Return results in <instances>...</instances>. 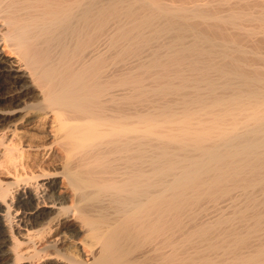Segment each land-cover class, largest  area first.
I'll return each instance as SVG.
<instances>
[{
	"label": "bare ground",
	"instance_id": "6f19581e",
	"mask_svg": "<svg viewBox=\"0 0 264 264\" xmlns=\"http://www.w3.org/2000/svg\"><path fill=\"white\" fill-rule=\"evenodd\" d=\"M177 1L0 0V264H264V0Z\"/></svg>",
	"mask_w": 264,
	"mask_h": 264
},
{
	"label": "rangeland",
	"instance_id": "374dc122",
	"mask_svg": "<svg viewBox=\"0 0 264 264\" xmlns=\"http://www.w3.org/2000/svg\"><path fill=\"white\" fill-rule=\"evenodd\" d=\"M163 1L164 2H169V3L172 2V4H179L180 3V2L178 3L177 0H176L177 2H175V0H166V1L163 0ZM232 1L233 0H229V2H232ZM236 1H238V0H234V3L235 4H236ZM255 1L256 2L259 1V3H261L263 0H255ZM255 1L254 2L252 1V2L253 3H256ZM199 3L200 4H206L204 2H202V3L199 2ZM234 3H229L228 5L231 6V7L232 6L234 7V5H231V4H234ZM253 3L251 5H253ZM262 3H261L262 4L261 7L264 8V2H262ZM218 4H220V3H218ZM220 5H221L220 6L221 8L220 7L219 8L218 7L216 8V6H215L217 12H219V13L221 12L220 14L224 15L225 12H227L225 9H227L229 11L230 7L228 5H225V4H223V5L220 4ZM227 6L229 7V9L227 8ZM0 51H2V47L1 46H0ZM2 92H4V89L3 88L0 89V93H2ZM34 102H36V101H34V100H29L28 101V103H30V104H35ZM44 128H45V130H44ZM36 129L37 130H29L27 132L24 129H19V133H18L19 135L14 138L15 140L13 139L14 140V143H17V144L20 143L21 147L23 146V149L26 150L25 151V158H24L23 162L20 161V158H19L18 163H17V168H18L17 170H18V173L20 172L19 174L21 175V178H24L26 176L25 173L28 174V175H30L31 172L33 171L35 173L37 172V174H38L41 171H43L42 169L46 170L47 172L50 171L51 173H53V172H61L62 171V169H61L62 168L61 167L62 166L61 165L62 164L61 163L62 161L60 160L61 155H60V152L57 149L58 147L56 146V143H55V133H53V131L51 130L50 125H46L45 127H43V129H42V127L41 128H36ZM39 130H41V131H39ZM9 138L11 140L13 137L9 136ZM49 148H51L52 150H49ZM11 165L12 164L9 165L10 166V170L9 171H7V170L5 171L2 167H0V180L3 181L4 183L5 182L11 183L13 181V178L14 179L16 178L17 170H15V166L12 165L13 166L12 167ZM23 168H25V169H23ZM59 181L62 182L63 180L62 179H59ZM62 192H63V190H62ZM63 194H66L68 196V199H70L69 194H67L65 192ZM227 202L228 203L224 202V206L225 207L223 205H220L219 206L220 209H221V206H222L223 210H225V211H223V210H220L219 209V212L221 214H219L218 208H214L212 206V204H210V203H208V204L211 205L212 208H214V211L215 212L212 211L211 210L212 208L210 206H208L207 204H206V206H204V208L207 209V207H208L209 210L208 209H207L208 211L206 209H204V210L207 211V212L205 211L206 214L208 212L209 213L214 212L215 214L219 215V217L221 215L223 217L231 216V213L230 212L231 211L234 212L233 211L234 210V207H232V206L231 207H228V206H230V203H229V201H227ZM69 204H70V201L68 200V205ZM221 204H223V203H221ZM228 208H231V211H229ZM216 209H217V211H216ZM221 211H223V212H221ZM227 211H229V212H227ZM214 213L213 214L211 213L210 215L208 214L207 216L205 214L204 215L206 216V218H208L211 215L214 216ZM229 213H230V215H229ZM204 215L202 214V217H201V215L199 213V216L200 217L199 216L198 217H199V220L200 221H203V222H211L212 221L211 217L209 218V220L206 219V218L204 219L203 218ZM213 216H212V218L214 220H215V218H218V216L216 217V215H215V218ZM11 234L14 237V239L17 238V239L23 241V236H24V233L23 232H21L20 235H15L14 234V230L11 229ZM7 239H8V243H7V247L4 249V252H8L9 253L10 250H11V248H13L12 247V245H13L12 241L13 240H11L13 238H11L10 236H7ZM44 239H46V238H44ZM35 245H37V244H35ZM70 245L71 244H69L68 246H70ZM67 249H69V251H67ZM67 249L64 252H69L72 256H75L76 255L74 253V249H72L70 247H68ZM84 257L86 258L85 254H84Z\"/></svg>",
	"mask_w": 264,
	"mask_h": 264
}]
</instances>
